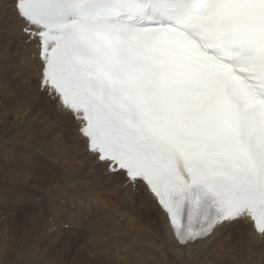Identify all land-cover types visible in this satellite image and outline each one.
<instances>
[{
  "label": "snow or ice",
  "instance_id": "snow-or-ice-1",
  "mask_svg": "<svg viewBox=\"0 0 264 264\" xmlns=\"http://www.w3.org/2000/svg\"><path fill=\"white\" fill-rule=\"evenodd\" d=\"M9 7L45 102L96 167L154 207L174 253L231 227L264 240V0Z\"/></svg>",
  "mask_w": 264,
  "mask_h": 264
},
{
  "label": "bare ground",
  "instance_id": "bare-ground-1",
  "mask_svg": "<svg viewBox=\"0 0 264 264\" xmlns=\"http://www.w3.org/2000/svg\"><path fill=\"white\" fill-rule=\"evenodd\" d=\"M11 3L6 0V10L0 9V31L8 33L0 39V152L5 148L13 156L6 163L10 168L0 165V222L13 216L25 222L30 216L31 227L6 221L0 227V238L5 239H0V250L8 251L14 263L30 252L28 264H65L54 247L50 255L49 247L69 231V264H264L255 261L264 251V240L252 239L240 226L222 230L205 247L187 253H174L167 246L154 207L96 167L68 119L45 102L37 89L32 45L13 34ZM31 147L41 150V159L34 160L27 151L16 154ZM56 167L61 171L53 175ZM53 184L70 191L76 216L58 200ZM39 203L48 204L46 213ZM7 211H13L10 217ZM80 220H85L79 227L84 231L76 229Z\"/></svg>",
  "mask_w": 264,
  "mask_h": 264
},
{
  "label": "rangeland",
  "instance_id": "rangeland-1",
  "mask_svg": "<svg viewBox=\"0 0 264 264\" xmlns=\"http://www.w3.org/2000/svg\"><path fill=\"white\" fill-rule=\"evenodd\" d=\"M6 36V35H8V33L7 32H3V31H0V39H2V37H4V36ZM0 41H3V40H0ZM0 70H1V67H0ZM5 75H7V76H11V75H9V74H5ZM12 77V76H11ZM4 151H6V149L4 148ZM3 151V152H4ZM9 155H10V153H9ZM10 157H13V156H11L10 155ZM0 165L3 167V168H10L6 163H2V162H0ZM41 198V197H40ZM39 198V199H40ZM12 213H13V211H7V215L10 217L11 215H12ZM15 217L13 216V218L11 219H8V220H5V221H3V222H5V223H3V222H0V227H4L5 225H6V221H7V224L9 225V224H15V225H19V228H21L22 226H26L27 228H29V227H31L30 226V216H26V219H25V222H22V221H20V219L18 218H15ZM7 219V218H6ZM28 219V220H27ZM50 218H48L47 217V220L48 221H50L49 220ZM20 221V222H19ZM16 222V223H15ZM18 222V223H17ZM23 223V224H22ZM4 225V226H3ZM68 224H64V228H65V226H67ZM42 227V226H41ZM61 227H63L62 225H61ZM67 229V228H66ZM77 229V228H76ZM78 230H80V231H84V228H80V229H78ZM73 236H72V232H69V231H65V232H63L62 233V235H61V237H60V241H58V242H54L55 243V245H51V247H49V249H50V255L51 256H53L54 255V253H51V250H52V248L54 247L55 248V250L56 251H58V253L59 254H57V255H61L60 257V259H64L65 260V264H69L70 263V260H71V256H73V250L71 249V247L69 248V240L72 238ZM3 237L1 236V238L0 239H2ZM4 239V238H3ZM2 239V240H3ZM5 240V239H4ZM62 244V245H61ZM64 245H66L65 247H63ZM68 246V247H67ZM63 247V248H62ZM5 248H6V245H5ZM69 248V249H68ZM59 249H61V250H59ZM63 249H64V252H63ZM66 249V250H65ZM5 249H2V250H0V253H2L3 251H4ZM6 251H7V249H6ZM69 251V252H68ZM71 251V252H70ZM62 252V253H61ZM7 253H8V251H7ZM5 251H4V253H3V255H4V257L6 256H8L7 257V260H6V257L4 258L3 257V255H0V264L2 263V264H18V263H21V264H28L29 263V259H28V257H29V255H30V252H25V254H22V257H20V259H19V261L18 262H16V263H14L13 261H14V258H10V256L7 254ZM68 253H70L69 254V256H68ZM65 254V255H64ZM257 256L255 257V259L256 258H258L259 259V261L261 262V260H264V251H262V252H259V253H257L256 254ZM260 255V256H259ZM50 256V257H51ZM3 258H4V260H3ZM11 260H10V259ZM262 258V259H261ZM28 259V260H27ZM24 260H27V261H25V263H24ZM2 261V262H1ZM256 262L258 261L257 259L255 260ZM258 261V262H259ZM3 262H5V263H3ZM28 262V263H27ZM264 262V261H263ZM46 264H53V263H46Z\"/></svg>",
  "mask_w": 264,
  "mask_h": 264
}]
</instances>
